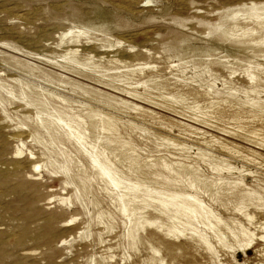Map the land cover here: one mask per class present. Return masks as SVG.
I'll list each match as a JSON object with an SVG mask.
<instances>
[{"label": "rangeland", "instance_id": "374dc122", "mask_svg": "<svg viewBox=\"0 0 264 264\" xmlns=\"http://www.w3.org/2000/svg\"><path fill=\"white\" fill-rule=\"evenodd\" d=\"M0 264H264V0H0Z\"/></svg>", "mask_w": 264, "mask_h": 264}, {"label": "bare ground", "instance_id": "6f19581e", "mask_svg": "<svg viewBox=\"0 0 264 264\" xmlns=\"http://www.w3.org/2000/svg\"><path fill=\"white\" fill-rule=\"evenodd\" d=\"M254 29V28H253ZM251 32V31H250ZM253 32H254V30H253ZM156 66V65H155ZM236 73V72H235ZM209 75V74H208ZM18 76V75H17ZM252 78V77H251ZM103 80V79H102ZM140 85V84H139ZM250 91V90H249ZM244 101V100H243ZM254 104V103H253ZM135 111V110H134ZM197 111V110H196ZM204 117V116H203ZM206 117V116H205ZM195 118V117H194ZM198 119V118H197ZM79 121H80V119H78ZM83 120V119H82ZM215 121V120H214ZM58 122H59V125H60V123H62L63 122V119L62 118H59L58 119ZM82 122V121H81ZM64 123V122H63ZM62 123V124H63ZM72 124V123H71ZM76 125V124H75ZM102 125V124H101ZM65 127H66V125H64ZM69 126V125H68ZM72 126H74V125H72ZM72 126H69V127H72ZM61 127V126H60ZM77 127V126H76ZM62 128H63V125H62ZM102 128V127H101ZM113 128V127H112ZM69 129V128H68ZM73 129H75V128H73ZM80 129V128H79ZM71 130V129H70ZM75 130H77V129H75ZM74 131V130H73ZM67 133V132H66ZM245 133V132H244ZM77 134H78V132H77ZM29 135V134H28ZM73 135V134H72ZM72 135H71V137H72ZM90 135V134H89ZM79 137V136H78ZM84 138V136H82L81 135V138ZM115 139V138H114ZM78 140V139H77ZM82 140V139H81ZM84 140L85 139H83V141H81V142H83L84 143ZM80 142V141H79ZM87 144V143H86ZM81 145V144H80ZM99 145V144H98ZM125 145V144H124ZM83 146V145H82ZM115 146V145H114ZM123 147V146H122ZM125 147V146H124ZM228 147V146H227ZM124 149H126V148H124ZM86 150V149H85ZM122 150H123V148H122ZM133 150V149H132ZM92 151V150H91ZM95 151V150H94ZM20 152V151H19ZM90 152V151H89ZM87 153L90 157V159H92L91 160V162H92V168H94V169H96L97 171H98V173L102 176V177H109L110 178V181H111V183L117 188L118 186H121L122 185V187L123 188H125V189H127V190H132V191H135L134 193H138V190H140V188L141 187H144L145 185H146V183H145V181H144V183H141V182H139V181H136V182H132L131 180H129V181H131L132 183H129V184H126L124 181H122L120 178L122 177H120L119 175H118V173L115 175V172L113 171V170H111V168H109L105 163H104V161L101 159L102 157H104L105 156V154H103L102 153V155H104V156H102V155H100V154H98L97 152V154L96 153H94V152H90V153ZM132 152V151H131ZM123 153V152H122ZM129 153V152H128ZM136 153V152H135ZM100 155V156H99ZM137 155V154H136ZM102 156V157H101ZM107 156V155H106ZM105 158H107V157H105ZM133 158V157H132ZM138 158V157H137ZM120 159V158H119ZM131 159V158H130ZM107 160V159H106ZM125 160V159H124ZM137 160V159H136ZM107 161H109V159L107 160ZM133 161V160H132ZM140 161V160H139ZM131 162V161H130ZM137 162V161H136ZM126 163V162H125ZM134 163H135V161H134ZM137 163H135V165H136ZM141 164V163H140ZM143 164V163H142ZM39 165V164H38ZM165 165V164H164ZM121 166V165H120ZM133 166V165H132ZM149 166V165H148ZM168 166V165H167ZM167 166L165 167V166H162L163 168H167ZM34 167H37V165L36 164H34ZM112 167V166H111ZM136 167H138V166H136ZM142 167V166H141ZM159 167V166H158ZM161 167V168H162ZM171 167V166H170ZM170 167H168L169 169L168 170H170ZM151 168H153V167H151ZM162 168V169H163ZM143 169V168H142ZM145 169V168H144ZM148 169V168H147ZM157 169V168H156ZM162 169H160V171L162 172ZM165 169H163L164 171H165ZM193 169V168H192ZM61 170H63L62 172H63V174L65 173V175H66V179L67 180H69V179H72V178H70V177H72L71 176V174H70V171H69V169L65 166V165H63V167H62V169ZM120 170V169H119ZM140 170V169H139ZM150 170V169H149ZM167 170V169H166ZM171 170H172V168H171ZM171 170H170V172H171ZM159 171V172H160ZM140 172V171H139ZM153 172V171H152ZM160 172V173H161ZM169 172V173H170ZM98 173H97V176H98ZM150 173V172H149ZM159 173V174H160ZM168 173V172H167ZM172 173V172H171ZM177 173H178V171H177ZM179 173H180V171H179ZM178 173V174H179ZM192 173V172H191ZM190 173V174H191ZM130 174V173H129ZM139 174V173H138ZM146 174V173H145ZM158 174V173H157ZM158 174V175H159ZM162 174H164V173H161L160 175H162ZM100 175H99V177H100ZM117 175L120 177V178H117ZM148 176H149V174H147ZM153 175V174H152ZM155 175V174H154ZM169 176V175H168ZM179 176V175H178ZM190 176H192V175H190ZM196 176V175H195ZM202 176V175H201ZM98 177V178H99ZM158 177H160V176H158ZM157 177V178H158ZM197 177V176H196ZM195 177V178H196ZM83 178V177H82ZM101 178V177H100ZM105 178V179H106ZM147 178V177H146ZM103 179V178H102ZM104 179V180H105ZM123 179H125L124 177H123ZM137 179V178H136ZM141 179V178H140ZM160 179H161V177H160ZM159 179V180H160ZM151 180V179H150ZM157 180V179H156ZM162 180V179H161ZM171 180V179H170ZM70 181V180H69ZM108 179H107V184H108ZM127 181V180H126ZM153 181V180H152ZM174 181V180H173ZM190 181H191V179H190ZM195 181H196V179H195ZM82 182V181H81ZM149 182V181H148ZM172 181H170L169 182V184L171 183ZM174 183V182H173ZM182 183V182H181ZM190 183V182H189ZM110 184V183H109ZM158 184V183H157ZM166 185V184H165ZM194 185V183H192L190 186H193ZM113 186V187H114ZM160 186V185H159ZM171 187H172V185H170ZM196 186H197V184H196ZM122 187H120V189L122 188ZM172 188H174V186L172 187ZM171 188V189H172ZM189 188V187H188ZM195 188V187H194ZM119 189V188H118ZM124 189V190H125ZM162 189V188H161ZM160 189V191L158 190V192H157V194H159L160 195V197H157L156 199L154 198V197H150V198H154V200H156L159 204H158V206L160 207V214L161 215H166L167 217H168V219L169 220H171L172 222H173V228L174 229H177V226L174 224V221H176V220H179V222L183 225V226H188V225H192V221L193 220H195V219H197V218H207V216H206V212H205V210H204V208H203V205H204V203H201V202H199V201H197L196 199H195V196H192L191 194H189V193H187L186 191L184 192L183 190H177V191H175L176 189H178V188H176L173 192H169V193H166V191H162ZM165 189V188H164ZM123 190V191H124ZM168 190H170L169 189V187H168ZM199 190V189H198ZM157 191V190H156ZM155 191V192H156ZM127 193H128V191H126ZM131 192V191H130ZM140 192V191H139ZM133 193V194H134ZM148 193V192H147ZM154 193V192H153ZM125 194V193H124ZM146 194V193H145ZM151 195V194H150ZM117 196V195H116ZM126 194H125V196L123 195V196H121L122 198H126ZM135 196V195H134ZM133 196V197H134ZM136 196H137V194H136ZM140 196V195H139ZM148 196V195H147ZM122 198H119V199H121L122 200ZM141 198V197H140ZM133 199H137V198H133ZM142 199H145V197L144 198H142ZM120 200V201H121ZM147 200H149L148 198H147ZM133 201V200H132ZM140 201H142V200H140ZM144 201V200H143ZM135 202V201H134ZM148 202V201H147ZM150 202V201H149ZM153 202V201H152ZM151 202V203H152ZM252 202H253V199H252ZM125 203V202H124ZM150 203V204H151ZM156 203V202H155ZM243 203V202H242ZM123 204V203H122ZM143 204H145V203H143ZM148 204V203H147ZM153 205V207H156L157 206V203L154 205V204H152ZM242 205V204H241ZM205 206V205H204ZM145 207H149V206H146L145 205ZM152 209V208H151ZM121 210H123L124 212H126L127 211V206H126V203L125 204H123L122 205V209ZM262 210V209H261ZM122 211V212H123ZM131 214V213H130ZM132 215V214H131ZM250 217V216H249ZM252 218V217H251ZM141 220V219H140ZM139 220V221H140ZM167 220V219H166ZM138 221V222H139ZM146 221H148V220H146ZM146 221H144V222H146ZM157 220H155V222H156ZM143 222V223H144ZM159 222V221H158ZM149 222H147V224H148ZM151 223H153L154 224V222H151ZM138 224V223H137ZM139 224H142V223H139ZM155 224H157V223H155ZM159 224V223H158ZM211 224V223H210ZM143 225V224H142ZM145 225V224H144ZM138 226L139 225H137V227H135V228H138ZM171 227V226H170ZM214 227V226H213ZM161 228V227H160ZM185 228V227H184ZM192 229H194V228H192ZM138 234V233H137ZM196 234V233H195ZM215 235V234H214ZM137 237V236H136ZM202 237V236H201ZM254 237V236H253ZM131 238V237H130ZM135 240V239H134ZM207 240V239H206ZM221 242V241H220ZM205 243L208 245V248L210 249V250H212L211 248V246H210V244L207 242V241H205ZM251 244V241H249L247 244H246V246H249Z\"/></svg>", "mask_w": 264, "mask_h": 264}]
</instances>
